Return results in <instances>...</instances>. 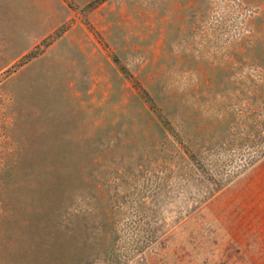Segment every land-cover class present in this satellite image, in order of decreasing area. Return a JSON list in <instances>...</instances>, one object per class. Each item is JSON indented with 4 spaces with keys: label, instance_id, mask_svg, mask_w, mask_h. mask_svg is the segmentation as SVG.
I'll return each instance as SVG.
<instances>
[{
    "label": "rangeland",
    "instance_id": "374dc122",
    "mask_svg": "<svg viewBox=\"0 0 264 264\" xmlns=\"http://www.w3.org/2000/svg\"><path fill=\"white\" fill-rule=\"evenodd\" d=\"M243 215L264 0H0V264H227Z\"/></svg>",
    "mask_w": 264,
    "mask_h": 264
},
{
    "label": "crops",
    "instance_id": "0c3cea01",
    "mask_svg": "<svg viewBox=\"0 0 264 264\" xmlns=\"http://www.w3.org/2000/svg\"><path fill=\"white\" fill-rule=\"evenodd\" d=\"M218 254L221 255V250ZM227 257V264H264V217L239 218L233 227Z\"/></svg>",
    "mask_w": 264,
    "mask_h": 264
}]
</instances>
